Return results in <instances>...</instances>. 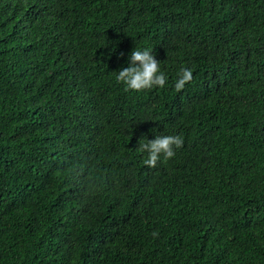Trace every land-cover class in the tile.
Listing matches in <instances>:
<instances>
[{"label":"trees","instance_id":"trees-1","mask_svg":"<svg viewBox=\"0 0 264 264\" xmlns=\"http://www.w3.org/2000/svg\"><path fill=\"white\" fill-rule=\"evenodd\" d=\"M0 264H264V0H0Z\"/></svg>","mask_w":264,"mask_h":264},{"label":"clouds","instance_id":"clouds-1","mask_svg":"<svg viewBox=\"0 0 264 264\" xmlns=\"http://www.w3.org/2000/svg\"><path fill=\"white\" fill-rule=\"evenodd\" d=\"M129 59V66L119 70L116 75L117 82L124 85L125 91L141 92L153 87L163 88L165 86L168 78L161 71L160 62L155 59L152 51L147 48L143 50L135 48ZM192 80V69L182 66L177 74L175 90L181 91ZM182 146L183 140L180 136L158 135L153 140L139 142L138 150L142 153H148V157L143 163L155 168L161 156H163L164 161H167L174 157V149Z\"/></svg>","mask_w":264,"mask_h":264}]
</instances>
